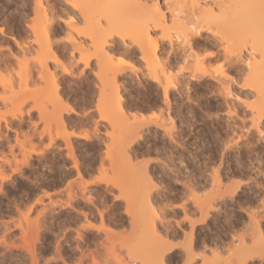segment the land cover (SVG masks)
Listing matches in <instances>:
<instances>
[{
	"label": "rangeland",
	"instance_id": "obj_1",
	"mask_svg": "<svg viewBox=\"0 0 264 264\" xmlns=\"http://www.w3.org/2000/svg\"><path fill=\"white\" fill-rule=\"evenodd\" d=\"M37 1L38 0H0V28L4 29V31L6 30V32H4V34L7 33L6 35L8 36V37H5L3 34H0V53H1L0 56L2 57V58L0 57V60H1L0 61L1 62L0 63V124L3 125V127H0V264H41V262H43V264H69V261H72V264H77V263L79 264L80 261L81 262L83 261V264H91L93 262V260H91L92 257L89 258V256L95 257L98 255H99V257H96L98 260L97 264H116V261L118 258L117 256H119V260L121 258H122V260L125 259V262L120 260V262L122 261L121 264H123V263L125 264L126 261H127L126 264H131V262H132L131 260H135L137 258L136 256H139V255H140V257L142 256L144 259H147V257L149 259V257L151 256V252H152L151 247H153L154 243H155L154 238H153V242H154V243L152 242L153 246L151 244V241L149 243L151 247L148 246V242L150 239V236H149L150 232L148 229L149 226L145 225L144 227H142L141 226L142 224L140 222H139V224H137L138 222L136 224L133 223L132 222L133 221L132 218L134 217L133 211L131 212V213H133V216H132V218H130L131 217L130 214L127 213V210L129 208H125V207H127V205H128V207L130 205H134L133 204V202H134L133 196H134L135 188L137 189V184H136L137 175H135L134 172H131L130 170L132 169V171H135V170H137V168H140L137 165V163H136L137 168L135 170L133 169L132 166L130 167L129 171H130V173H132L131 174L132 176H130V173H128V171L125 170L128 168L126 161L124 162V164L127 168H125V166H124L125 169L121 168V166H120V168L115 167V165L119 166L118 164L122 162L121 161L122 159H120V157L118 155L119 152L120 153L122 152L121 155H124L122 158L125 159V157H126V155L124 154V151L121 149V147H118L116 145L114 148V152L111 154L114 157L113 159H111V161L107 156H103V158L105 159V161H103V163H105L103 165V167H105L107 169H106V171H102V170H105V168L101 170V168L99 166V164L101 162L99 161L98 157H102L103 144H101L102 146L99 149L100 150L99 154L101 152L102 153H101V155H99L98 154L99 150L96 151L97 149L94 147V144H91L92 142L89 141V143H88L87 142L88 140L86 141L83 138L79 139L78 137H75L76 138L75 140L73 139V137H70L69 139L71 141L73 148L75 147L74 151H75V154L77 153L76 157L78 158V162H80V164L78 163L79 170L81 169V166L83 167V170L82 171L80 170L81 178L78 177V175L76 174L75 168H73V163H72L73 161L70 158H67L69 156H67L68 155L67 150H64L66 148V146H64L63 142H65V141H63V140H64V137L67 134H69V132L71 131V129H69V127H68L69 120L66 119V117H69L70 114L62 112V116H63L62 119L66 122L65 123L66 126L64 129L60 128L58 126L59 123L57 122L56 117L58 115L57 113L59 111V108H61V105L58 103L60 106L58 105L59 107H57V105H55V104H57V103H55L56 101H54V99H52V97H51L52 92H51V88H49V85H51V84L49 83L50 78L48 76L49 75L48 73L52 72L56 76L57 72L59 71L60 75H57L58 77H56L57 83L59 82L60 79L62 80L63 79L62 68L64 67V63H63V60H61V56H67L69 59H72L73 58V52L76 50L71 47V45H74V43H71L73 41L72 38L69 40H65L63 45L60 46L59 53H57L56 48H53L54 43H53L52 37H50L51 39L49 38V41L45 40L46 37H44L45 39H43V37H42L43 31H41L42 29L40 30L41 22L43 21V20L41 21V19L43 18L42 17L43 15L41 16L40 10L35 9V7H36L35 2L37 4ZM46 1L47 0L42 1V2H44L43 4L45 6L48 7L51 5L52 10L54 8L53 14L56 17L55 20L57 21V24H56V22L54 23L55 25H53V28H55V29H53V30L63 32V35L60 37H56V39L57 40H64V38L66 36H70V34H71L73 36V38H75L74 39V42L76 41L75 45H78L79 44L78 42H80L82 40L80 42V45L83 48L86 47L87 44H84V43H87L88 40L86 38L79 37V32L81 33L82 31H85L87 22L85 20L83 22V20L79 16L80 14H77V13H79V12H77L78 10L76 8H70L68 3H67V0L66 1H64V0L60 1L59 0L61 2L60 5H59L60 2L58 0L57 1L59 3L57 1H54V0H49L50 2H48V3ZM53 1H54V3H53ZM140 1L146 2V0H144V1L140 0ZM154 1L148 0L146 2L145 6L142 3L143 7H141V9H140V7H138L139 10L141 11L142 8H145L148 5H153L152 2H154ZM157 1L160 3V5L162 6V8L164 9V12L166 14V21H165L166 24H164L165 28L163 27V29H161V30L160 29H158V30L154 29L150 33H152L153 35L152 34L151 35L154 37L166 39L165 40L166 42L164 41V46H165L166 50H169L168 49L169 45H168L167 39L170 38L172 40L174 46L177 48L176 49L174 47V50L176 49L175 51L176 52L178 51L177 53L179 55H181V52H182L181 39L184 36L185 29L187 28L189 30V29L195 27V25L192 24L193 22L192 23L190 22L192 17L191 18L189 17L190 16L189 11L192 10L191 12H193V9H192L193 7L191 5L192 0H157ZM217 1L220 2V0H212V1L209 0L208 3L210 2V4L211 3L216 4L215 7L213 4H212V6L215 8V10H217L216 9L217 4H218ZM221 1H223V0H221ZM224 2L225 1H223V4H224ZM226 2H227V0H226ZM250 2H251V0H250ZM147 3H148V5H147ZM252 3H253V0L249 6H251ZM63 4L65 6H63ZM61 7H63L64 10ZM149 7L151 8V6H149ZM190 7H192V8L190 9ZM65 8H66V10H65ZM69 8L71 10H69ZM148 8L145 10L143 9V10L146 11V10H148ZM251 8L254 10H251ZM72 9H73V12H72ZM74 9H76V10H74ZM119 9L121 11L120 7L118 8V10ZM124 9H125V7H124ZM127 9L128 8H126V11L128 13L129 12L132 13L133 10L130 11L131 9H128V10ZM231 9L229 12H231L233 10V9L232 10ZM61 10H63V11H61ZM94 10H92L91 12L94 13L93 12ZM118 10H116V11H118ZM245 10H248V9H245ZM249 10H251V14H252V15H250V14L249 15L253 18L248 19L249 20L248 21V24H249L248 31L249 32L246 31L245 34L241 33L239 27L238 28L235 27V26H238V23H236L235 20L237 21V19L240 15L238 17H235V18H229L230 21H229V19H227L229 22H227V23L225 22L226 23V25H224L225 29L222 26V24L221 25L215 24L213 26L211 25L212 26L211 30H213L214 32L219 30L218 35H217L218 39H223V40L225 39L224 40L225 42H221L222 44L221 43L219 44V46L220 45L221 46L217 49V51H218L217 56L209 57L211 59L204 60V62H203L204 64L203 63L201 64L202 67L201 66H198V67H201L202 69L204 68L206 70V72H208V73L215 74L214 70L216 69V65H217V63L220 62L221 58H223L225 60L228 59V56H226V54H227V52H229V49H230V52H233L236 50V53L240 49L241 50L240 55H242V56L239 57L240 55H238V59L239 60L245 59L243 57H246V54H245L246 49L249 48V45L251 44V43H249V41L252 42V44H253V42L255 40L262 39L261 38L262 18H260V15L262 17V13H261V9H260L259 4H258V0H257V2H254L253 6H251ZM65 11H71V12H66V13H68L66 16ZM247 12L249 13V11H247ZM119 13L120 12H118V14ZM123 13H124V11H123ZM123 13H120L118 16H120L121 14L123 16ZM131 13H130V15L132 16ZM135 13H133V14H135ZM245 13H244V15H245ZM75 14H76V17L78 16L77 18L74 16ZM103 14H105V13H103ZM191 14H193V13H191ZM125 15L126 14L124 13V17H125ZM130 15L127 14L126 16L130 17ZM229 15H231V13ZM191 16H193V15H191ZM65 17H67V20H65ZM127 17H125V18H127ZM230 17H233V15H231ZM100 18L102 19V17H100ZM120 18H121V16H120ZM103 19L101 20L102 24L104 22ZM232 19L234 22L233 21L231 22ZM60 21L64 22L62 29H61V25L59 23ZM69 21H71L70 25L68 24ZM228 23H229V25H227ZM234 23H235V26H234ZM218 25H220V26H218ZM220 27H222V28H220ZM236 28L239 30H236ZM215 29H216V31H215ZM73 32H75L74 35L72 34ZM200 32L204 36H207L209 33L208 30H206V28H204V27L202 28V30ZM219 33H221V34H219ZM9 36L12 37L13 39L17 40L18 46L16 45V43L13 40H11V38ZM72 36H70V37H72ZM219 36H220V38H219ZM1 37L5 38V39H2ZM112 39L114 41L117 39V37L113 36ZM238 39H242V40H238ZM226 40H228V41H226ZM252 40H254V41H252ZM46 41H48L49 46H50V43H52L51 44L52 48L56 52V55L59 56V57L57 56V58L59 60L57 63H54V61H52L51 53H49V51H48L50 49H48L49 47H45V46H47V45H45ZM258 42H260V41H258ZM117 43L119 44L120 42H116L114 44L115 49L119 48ZM263 43H264V40H263ZM121 44H119V46H121L119 48V50L123 48V45H121ZM178 44H180V46ZM222 46L224 49L221 48ZM132 47L134 48V51H135V63L134 64L137 67L140 66L141 69H143V67L145 68V64L141 61V59L139 57V56H141L140 52L133 45H132ZM45 48H47V49H45ZM52 48H51V50H52ZM133 48H131V50H133ZM227 49H228V51H224ZM231 49H232V51H231ZM84 50H86V48ZM243 50H245V51L243 52ZM76 52H78V51H76ZM82 53L85 56L89 52L83 51ZM165 53H166V51H163V52H161V55L165 56L164 55ZM111 55H114V54L112 53V54H110V56L108 55V57H111V58H105L106 61L104 60L105 62H107L108 67L111 64H112L111 68H113V66L115 68H116V66H118L119 68L122 67L124 70L129 72L128 74L133 75L132 70L129 71V69H128L129 67H127L126 65H120L119 63H112L113 60H111L112 62H110V59H112V57H113ZM222 55H223V57H222ZM172 56H173V54H172ZM257 57H258V55H257ZM2 60H3V62H2ZM90 60H91V64H90V67H91V65L93 63L95 64L96 61L93 58H90ZM180 61H182V59L181 58L179 59V57H178L177 61L174 62V67H173L174 70H176L177 66L182 65V63ZM193 61L194 60H192V61L190 60V62L192 64L194 63ZM109 62L111 64H108ZM138 62H139V64H138ZM44 63H46V66L50 70V72L47 73L45 71L46 69H43ZM192 64H190V65H192ZM135 65H133L134 69H135ZM175 65H176V67H175ZM193 66H194V64H193ZM193 66H191V67H193ZM243 66H244V63L239 61V63L234 67V75H235L234 77L236 79H237V77H240L242 75L244 76V74L246 73L245 70L247 68H245ZM96 67H98V66L95 65V67H91L90 69L93 68V71L91 70L92 72L90 71V73L93 76V80L98 81L96 76L94 75V73L99 72V70L98 71L96 70ZM125 67H127V68H125ZM241 67H243V68H241ZM136 69H138V68H136ZM195 69L198 70L197 68H195ZM241 69L243 72H240V73L237 72V71H241ZM235 70H236V72H235ZM241 73H243V74L240 75ZM236 74L239 76H237ZM240 78L243 79V77H240ZM242 79H239L240 81L238 80V82L236 81V84L235 83L230 84V85L233 84L231 86V92L232 93H231V95H228L230 97V98L227 97L228 99L226 98V96H227L226 94H225L226 96L224 95V97L222 95L224 93L220 94V92H219L220 90H218L217 93H216V91L213 92L215 85L218 86V84H220L214 80H209L210 83H209V81H206L207 84L205 82L200 83L198 81L197 82L192 81V83H190L191 85L189 84V94L191 95L189 101L188 100L186 101V99H185L186 97L182 94L181 95L178 94V96H180V98L178 96L175 98L174 96H176L177 95L176 93H178V92H175L174 95H172V100L174 99L173 100L174 105L172 104L173 107L176 105L175 103L177 101H179L178 103L181 102L180 107L182 108V106H184L183 109L181 110V114L183 112L184 115L187 114V116H189V118H188L187 116H184L182 114L183 115L182 116L183 118H182L181 114H180V117L182 119L174 116L175 120H176V128L178 130V134L180 135L179 137H180V139L184 140L183 141L184 144L185 143H187V144L185 146L183 144V147H182V140H181V142L179 144L175 145V143H169V140L167 138H166L167 142L165 141L163 144L161 142V138L159 139V136L156 137V139L154 138V140H153L152 135H150L151 137L149 136L150 140L148 139V141L146 143L142 144L143 148H147V147H149L147 145L149 144V141H150V149L151 150L150 149L149 150H150V153L152 154V159H153V156H154V158L158 156L157 159L156 158L155 159L159 163H161L163 161H164L163 163H165V162L169 163L172 160L174 161V162H171L172 163L171 167H174V169L177 167V169L180 171V172L178 171L179 175H180L179 176L180 178L178 177V179L181 180L180 184L182 182L184 183L185 177L187 178L189 176L188 178L194 179V180L191 179L192 183L196 180H197L195 182L196 184L199 183L198 181L201 182L200 184H202L203 186H201L199 184V186L197 187L198 189L203 191L205 189V186H206V188H207L206 190L209 191L210 189L208 187L211 188V186H209L211 184V181H209L211 179V178H209V174H211L210 173L211 172L210 166L212 165L211 163L215 164V165H213V166H215L214 169H216V167H219V169L220 168L222 170L225 169L223 171L227 170L230 173H232V171L236 168V167L234 168V166H239V165H237L239 162H240L239 164L241 165L242 161H244L243 162L244 164L242 163L241 166H243V165L245 166V164L246 163L248 164L249 162H254V160H252V157L254 158V154L255 155L258 154L259 156L262 155L260 157L263 158L264 147L262 144H264L263 143L264 141L262 142V140H260V138L257 137V136H259L258 133L255 134L257 130L255 128L253 129L252 127H248V128L245 127L247 129L250 128V130L252 131L251 132L252 135L251 134L248 135V132H247V135L253 136V138L248 137V136L247 137L250 138L251 142L253 141L252 139H254V137H256L255 138L256 140L254 139L255 143H256L257 139L259 138V140H258V143L260 142L258 145L259 147L257 146L258 143L255 144L252 142L254 144V148H253V151H250V152H247L249 147L247 148V150H245L246 147H244V146H242L240 149H235L236 151L235 150L232 151L230 149L228 151H226L224 149L222 150L223 142L221 143V141H222L221 138L222 139L223 138L224 139L225 138L230 139L236 135L239 136L242 129L239 126V124L241 122L238 120L240 119V116L242 115L241 114L242 109L245 108V107H243L244 103H245L243 101L245 99L246 100L252 99V98H249L245 95L244 91H246V90H243L242 84L239 83L242 81ZM135 81L136 80L133 81V78H132L133 86H130V89H132V90L130 92V89L128 87V91L125 92L124 97L127 96L125 98L129 99L128 101L133 99L134 101L133 100L131 101V103L134 104L133 106H137L135 104L138 103V106L141 104L140 106L145 107V105H147L146 102L148 101L147 103L150 102L149 103L150 105L149 104L147 105V106H150V107H148L149 108L148 113H149V110L152 111L151 109H153V111H154L153 115H156V113L158 114L159 109L157 108L158 107L157 104H162V102L159 103L162 99V98H160V97H162L161 94L158 93V94L153 95L152 93H149V92L146 93V92H144L145 91V88H143L144 86L141 88V85L138 86L137 82H135ZM132 82H130V83H132ZM60 83L61 82H59L58 84H59V89L61 90L60 92H62L61 93L62 94L61 98H63L62 100H65L66 101V102L64 101L65 103H67L69 99H71L75 102L76 97H75V94L71 92V85H68V84H61L60 85ZM208 83L212 84V86L214 85V87L208 85ZM242 83H243V81H242ZM192 84H193V86L195 84L196 85L195 87H197V86H199V87H197V88L194 87V89H196V90H194L192 88L193 87ZM204 84L207 85L206 86L207 88L204 87L205 86ZM134 85H136V86H134ZM201 85L203 86V88L201 87ZM240 85H241V87H240ZM61 87H62V89H61ZM135 87H137V89ZM208 87L210 89H208ZM218 87H216V88L218 89ZM138 89L142 92L140 93V91ZM143 89H144V91H143ZM211 89H212V92L210 93ZM233 89H234V91H233ZM97 90H99V89H97ZM192 90H193V92H192ZM190 91L192 94L190 93ZM129 92H130L131 96H129ZM143 92L147 95H144ZM137 93H139L140 95ZM218 93H219V95H218ZM151 94H152L153 98H155V100L153 98H150ZM97 95L95 97V100H96V103L99 105V107L97 109V105L95 104L96 107L94 105V107L97 109L95 117H93L91 115V111L89 110V112H90L89 115H91V116H89V119H90L89 121L92 125L91 132L89 133V130L87 128H85L80 133H82V132L83 133L87 132L89 134L93 133L95 128H96V127L94 128V124H93L94 121H96V123L101 122V126L97 125L95 122L94 123H95V126L96 125L98 126L99 130H101L100 132H102V133H103V130H106L109 128L108 125L106 126V129L103 128L104 126L102 124H105V122L101 121L99 114L102 113V112H100L101 108L105 109V107L103 106V104L100 101V96H99L98 91H97ZM159 95H160V97H159ZM232 95L239 96V100H235V101L229 100V99H232ZM128 96L131 98H128ZM134 96H135V98H134ZM136 96H138V97H136ZM182 96H184L185 98H183ZM158 97L160 98V100L158 99L159 101L157 100ZM214 97H215V99H214ZM64 98H66V99H64ZM144 98H145V100L146 99L147 100L145 101ZM148 98H150V99H148ZM224 98H225V100H224ZM191 99H193L194 101ZM226 100L227 101L229 100L228 101L229 103L227 102L229 109L227 108V104L225 103ZM135 101H136V103H135ZM142 101L143 102L145 101V104L142 103ZM153 101L155 102L156 105H154ZM231 102L236 103V104H233V106L236 105L235 109H237L239 112L238 113L239 119H238V117H236V119L238 121L237 123H238V126L240 128L237 127V124H232V125H234V127L233 126L231 127L232 121H229L230 119L228 120V118H227L228 115H232L235 118V115H233L232 112H228L232 108ZM189 103L192 106L188 105ZM208 103L210 104V106H208L209 105ZM241 104H243V105H241ZM216 105H217V107H215ZM151 106H154V107L152 108ZM155 106H157L156 108L158 109V111L156 113H155ZM188 106H190L191 108ZM160 107L163 108L162 105L159 106V108ZM185 107L186 108L188 107L187 109H189V110H184ZM145 108H147V107H145ZM194 109L196 111H194ZM130 110L134 111L135 109L134 110L130 109ZM190 110H192V112ZM104 111H103V113H104ZM153 111H152V113H153ZM186 111H187V113H186ZM188 111L191 112V116H190V112L188 113ZM98 112H100V113L98 114ZM152 113H151V115H152ZM248 113H246V114L244 113L243 116H241V118L243 117L244 120L246 122H248L247 124L245 122V124H246L245 126H247V125L249 126L248 120L250 119L249 116H251V115H250V113L249 114ZM165 115H166V112H165ZM101 116H103V115H101ZM212 118H213V120H212ZM185 119L186 120L189 119L190 122L186 121ZM121 120L122 119L119 118L118 122L120 123ZM184 120H185V122H184ZM225 120H227V121H225ZM224 122H225V125H224ZM8 123H10L8 125L9 128H7L5 126ZM187 123H189V125ZM228 123H230V124H228ZM18 124L20 126H18ZM190 124H191V126H190ZM187 125H188V127H187ZM227 125H228V127H227ZM229 126H230V129H229ZM110 128L108 129L109 131H111ZM225 129H227V131ZM232 129H233V131H232ZM254 130H256V131H254ZM242 132L246 133V130H243ZM180 133H182V135ZM245 133H241V136H242V134H245ZM253 134H255V135H253ZM245 135H243V137ZM5 136H6V138H5ZM227 137H229V138H227ZM246 138H244V139L246 140ZM50 139L53 140V142H52V146L54 145L53 147L51 146V144H49ZM155 140L158 143V146H157L158 148L155 146L156 144L152 145ZM239 140H241V139H239ZM242 142H243V140H242ZM161 143L164 146L161 145ZM89 144H91V145H89ZM177 145H179V149L177 148L178 147ZM161 146H163L167 150L163 149ZM260 147H262V148H260ZM94 148H95V151L97 152V154L94 151ZM159 148H162L164 151L163 150L161 151V149L154 151V149H159ZM119 149H121V151H119ZM173 149H176V150H173ZM47 150H49V151H47ZM50 150H52V151H50ZM170 150L173 151V153ZM254 150H255V152H254ZM93 151H94V154H93ZM169 151H170V153L166 154ZM183 151H184V153H181ZM220 151L221 152L223 151L222 154H224V151H226L225 156L222 155ZM245 151L249 156L245 153ZM155 152H156V154H155ZM157 152H159V153L161 152L160 153V155L162 154L161 157L159 156V153L157 154ZM251 152L252 153L254 152V154H252ZM195 153H196V156H195ZM178 154H179V156H178ZM236 154L237 155L241 154L239 156L240 158L238 156L236 157ZM250 154H252L253 156L252 155L250 156ZM182 155H186V157L182 156ZM190 155L191 156L193 155V156L191 157ZM27 156H28L29 161L25 160V158ZM164 156H165V158L167 156L168 161H167V158L165 160ZM175 156H176V158H175ZM246 156H248L247 160H249V161L244 159V158H246ZM259 156H258L259 163L261 161L260 164L264 165V161H263L264 158L262 159ZM38 157H39V159H38ZM149 157L151 158V156H149ZM149 157H147V159H149ZM139 158H137V160H139ZM226 158H227V160H226ZM162 159H163V161H162ZM178 159H179V161H178ZM183 159H185V160H183ZM207 159L208 160L211 159V160H209V162H208ZM236 159H239V160H236ZM129 160H131L132 165H133V159L129 158ZM212 160H214V162ZM245 160H246V162H245ZM24 161H26L27 163L29 162V165L24 163ZM184 161H186V163ZM220 161L222 162V163H220L221 166L218 164ZM232 161H237L238 163L232 162ZM182 162L185 163V165L182 164ZM201 162L205 163V164L203 163L205 165V167L202 165ZM223 162H224V164H223ZM225 162L226 163L228 162V164L230 165V167H229L230 169L228 168V164H226ZM81 163H82V165H81ZM103 163L100 164L101 167H102ZM207 163H209V164H207ZM231 163H232V165H231ZM109 164H110V166H109ZM111 164H113L112 166H114V169L111 166ZM196 164H197V166H196ZM120 165H122V164H120ZM193 165L195 168L193 167ZM198 165H199V167H198ZM206 165L209 168L206 167ZM201 166L203 167L202 169L204 171H205V168H206V170L210 169V170H207V172L209 174L205 171L206 174H204V176H206V177H204V178L200 177V175L198 176V174H200V173H198V171L201 170L200 169ZM213 166L211 168H213ZM4 167H8L9 170L7 172H5ZM135 167L136 166L134 165V168ZM196 167H198V168H196ZM186 168L187 169L189 168V170H187ZM191 168H193V170ZM190 169L193 173L190 171ZM175 171H177V170H175ZM184 172H185V174H183ZM190 172L194 175H191ZM229 172H228L229 175H225L223 178V180L225 181V185L228 184V183H226V182H228V179L231 182H234L233 179H236V176L232 174L234 176V177H232V175ZM138 173H139V171H138ZM174 173H175L174 171L173 172L170 171L168 174H166L167 176L164 175V180H163L164 186H166L165 189H168V190H166L165 195L168 198H170V196H172V194L174 195L175 198H181V197L186 198V196L184 194H182L183 193L182 188H181L180 193L175 190L177 185H176L175 181H173L175 179V177L173 176ZM85 174H87V179L85 178ZM195 174H197L196 178L192 177V176H195ZM170 175L173 177V179H171L173 182L171 180H168ZM5 176L10 177V179L4 180L3 177H5ZM144 176H145V174H144ZM99 177L111 179V183L113 182L114 184H116V186H111V185L105 186L104 183L102 184V182L100 183V181L97 182L96 184H90L89 183V181H92V180L96 181ZM141 177H143V176H141ZM197 177L199 179H197ZM225 177H226V179H225ZM145 178H146V176H145ZM203 179H205V181ZM157 180H160V179H157ZM235 181H237V180H235ZM170 182H171V184H170ZM85 183H87V184H85ZM168 183H169V185H168ZM84 185H85V188H83ZM181 185H183V184H181ZM212 185H214V182L212 183ZM110 186L112 188H114L115 191L113 193L109 192L108 194L110 196H112V198H114V199H111L106 204H104V201L102 199L101 201L103 202L102 204H104V206H103V208H100L95 203L96 198H97L96 196H98V194H99L96 192V189H97V187H101L102 189L105 188L104 190L106 191L110 188ZM117 186L119 187V189ZM131 186L133 187L134 190L132 189L133 192L130 193V195L133 194V196L132 195L129 196L128 195L129 193L127 192V191H131L130 190ZM214 186H212V189H211L212 192H213ZM88 187H90V188H88ZM200 187H202L203 189ZM170 188H171V190H170ZM120 189H122V190L124 189L123 194L126 196L125 199L129 200V203H128V201L124 202V199H122V198L116 199L117 194H119L121 192ZM198 189L196 190V192L199 191ZM204 191H203V193L206 194L207 191H205V192ZM86 192H89V193H86ZM70 193H71V195H74V197H75L72 199L76 200V201L70 200L72 202V203L70 202V204H72L71 208L73 211H69L68 201L71 198H68V196L70 195ZM80 193H82V194H80ZM83 193H84V195H83ZM120 194H122V193H120ZM200 194L202 195V193H200ZM81 195L83 197L88 196L87 200L85 198L81 197ZM89 196L92 197V201H91L92 203L91 204L88 203V201H89L88 198H90ZM113 196H115V197H113ZM174 197H171L170 200L173 199ZM185 198H183V199L185 200ZM187 200L185 202L182 200V203H187L188 202ZM139 201H140V199H139ZM93 203H95V204H93ZM188 203H190V200ZM137 204H139V203H137ZM143 204L144 203L142 202V205ZM80 205H83V207H79ZM135 205H136V203H135ZM160 207H161V204H160ZM134 208H135V206H134ZM134 208H133V210L138 208V206L135 209ZM98 210H100V211H98ZM124 210H126V211H124ZM113 211H114V213H112ZM98 212H102L104 215L103 219H105V221H103V222L108 226V230L107 231L105 230L108 233L107 235H106L104 229L97 230V228L100 227V223H101ZM77 214L87 217V218H85L83 223L91 224L92 227L89 229H86V230H78L77 227H74L73 223L69 220V217H72V216L77 215ZM135 215H136V213H135ZM192 215L193 214H189V216H192ZM198 215L199 214L195 213L191 217V219H194V218L197 219L198 217H196V216H198ZM180 216L182 217L181 212H180ZM146 217L147 218L145 220L149 225L150 224V222H149L150 218L147 215H146ZM170 217L173 218L172 215L168 216L167 218L169 219ZM181 217L179 218V220L184 218V217H182V218ZM134 218H136V216ZM174 218H177V216ZM136 220H138V219H136ZM142 221H143V223H146V222H144V220H142ZM245 221H247L246 218H245ZM28 224H29V226H27ZM105 224H104V226H106ZM187 224L188 223L186 222V225ZM18 226H21L22 229L19 230ZM25 226H27L26 228L31 226L30 230L26 229L27 230V232H26V230H24L25 228H23ZM110 227H111V229H110ZM150 227H151V225H150ZM184 227H185V225L182 226V229H184L183 231L189 232V230H190L189 225H187L185 227L186 229ZM94 228H96V229H94ZM240 229H242V231H243V228L240 225L235 224L234 229L232 230V231H234V230L235 231L232 233L236 234V231H238L240 233ZM21 231H23V232L21 233ZM151 231H152V229H151ZM24 233H25L24 236H26L25 237L26 239H24V237H22L23 236L22 234H24ZM78 233L81 235L82 238L77 235ZM183 233L184 232H182L181 235L178 237V239H180V240L175 239V242H178L182 245L184 244L183 242H184L185 238L183 236ZM145 234L148 236V240H147L148 242L145 241L146 243L144 242L145 244L142 243V245L140 243L137 244V242H138L137 239L140 236H141V240L147 239V236ZM241 234H243V232H241L240 234H236V235L240 236ZM233 239L236 240V237ZM140 242H142V241H140ZM228 242H230L229 238H228ZM236 242L233 241V243H235V244H236ZM77 245H79V246H77ZM138 245H140V246H138ZM56 246L59 249H56ZM146 246L149 247V252H150V255H147V256H146V254H148L147 253L148 250L146 252V249H147ZM137 247L142 248V251H140ZM262 247H264V245ZM27 248H29V250L31 252H33L34 257L30 255V252ZM106 248H111V250L113 252H110V251L107 252L108 250L106 251ZM94 249H95V251H94ZM96 249H98V251ZM58 250L60 251V253ZM81 250H83L84 253L86 252L88 254V256H87V254L85 253L86 254L85 257H87V259L84 257H82L84 259L81 258V256L83 255V251L81 252ZM137 251H140L141 253L137 252ZM207 251L209 252L208 249H207ZM56 252H58L59 254ZM88 252H91L92 255H90V253H88ZM95 252L96 253L100 252V253L95 254ZM145 252H146V254H145ZM105 253L107 256L110 254H112V255H111V257L110 256L107 257V256H105ZM128 253L131 254L132 258L133 257L134 258L132 259ZM115 254L117 257L116 261H114L115 260V258H114ZM59 255L61 256V258ZM79 258H80V260H79ZM80 264H82V263H80ZM137 264H139V263H137Z\"/></svg>",
	"mask_w": 264,
	"mask_h": 264
},
{
	"label": "bare ground",
	"instance_id": "obj_2",
	"mask_svg": "<svg viewBox=\"0 0 264 264\" xmlns=\"http://www.w3.org/2000/svg\"><path fill=\"white\" fill-rule=\"evenodd\" d=\"M42 1L38 0L37 4L35 2V6H36L35 9L40 10L41 16L43 15L42 16L43 18L41 17L42 18L41 21L42 20L43 21L41 22L40 30L42 29L41 31H43V33H42L43 39H45L44 37H46L45 40L49 41V38L52 37L51 33H52L53 29H55V28H53V25H55L54 21H56L55 20L56 17L53 14L54 8L52 10V6L51 5L48 6V7L45 6L43 4L44 2H42ZM54 1H57V0H54ZM54 1H53V3H54ZM64 1H66V0H64ZM147 1L148 0H146V2ZM208 1L209 0H199V1L198 0H196V1L192 0V4L191 5H192L193 8L190 7V9L192 8L193 12H191L192 10L189 11V15H190L189 17L190 18L192 17L191 20L190 19L189 20H190L191 23L193 22L192 24H194L195 27H193V28H191L189 30L186 28L184 36L190 34L193 30H195L198 33H201L200 31L202 30L203 27L206 28V30H208V32L209 31L214 32L213 30H211V27L213 25H215V24H220L221 25L222 24V26L224 27V25H226V23L230 21L229 18H235V17H238L239 15L240 16L238 17V19L236 18L237 21L234 19L235 22L238 23V26H235V23H234V26L237 27V28L239 27L241 33H243V34H245L246 31H248V27H249V24H248L249 20L248 19H252L253 18L250 15H252L251 14V10H254V9L251 8V10H249L250 7L253 6V4H254V2H253L251 4V6H249L250 3L252 2V0H251V2H250V0L249 1L248 0H227V2H226V0H223V1L226 2V3L224 2V4H223V1L220 0L221 3L219 1H217L218 4H217V8L216 9L218 11L215 10V8H214L216 4H213V3L210 4V2L208 3ZM46 2L48 3L50 1L47 0ZM144 2H142L140 0H77V7H75L78 10L77 12H79L77 14H80L79 16L81 17L83 22H84V20L87 22L85 31H82L81 33L79 32V37H83V38H86L88 40L87 43H84V44H87V46L83 48L80 45V42L82 40L80 42H78L79 43L78 45H75V42H76V41L74 42L75 38H73V36L70 34V36H72L71 38L73 40L71 43H74V45H71V47L73 49H75L78 52H83V51L89 52L87 55H85V58L89 61V67H90L91 60H92V59L90 60V58H93L96 61L95 65L98 66V67H96V70L97 71L99 70V72L94 73V75L96 76V78L98 80L97 82L99 83V88H98L99 90H97V91H98L99 96H100V101L103 104V106L105 107V109L101 108V110H100V112H102V113L105 110L104 113L102 114V113L98 112V114L100 113L99 114L100 115V119L102 118L101 121H104L105 124H106V125L102 124L104 126L103 128L106 129L107 125H108L109 128L111 127L110 128L111 131H109L108 130L109 128H108L106 130H103V133H102V132H100L101 130H99V128L97 126V125L101 126V122L97 121L99 123L98 124V123H96V121H94L97 125L95 126V123L93 122L94 128L96 127L93 133L89 134L87 132H84V133L83 132L82 133L79 132L75 136H73V139L75 140L76 139L75 137H78L79 139L83 138L86 141L88 140L87 141L88 143H89V141L92 142L91 144H94V147L97 149L96 151H98L100 149V147L102 146L101 144H103V150H102L103 153L101 152L102 153V157H98L99 161L101 163H103V161H105L103 156H107L110 159V161H111V159L114 158L111 154L114 152L115 146L117 145L118 147H121V149L124 151V154L126 155L127 158L125 157L126 160L124 158H122L124 155H121L122 152L121 153L119 152L118 155H119L120 159H122L121 160L122 162L118 164L119 166L115 165V167L120 168V166H121V168H124V166H125L124 162L126 161V164L128 165L129 169L126 166H125V168H127V169H125V168L124 169L127 170L128 173H130V171L134 172L135 175L138 174V171H139L138 169H140V168H137V165L140 167V165L143 164V162L145 160L144 153L150 152V150H151L150 149V141H149V144L147 143L148 145L146 144L149 147L146 146L147 148H143V146H142V144L146 143L148 141V139L150 140V138H149L150 135L153 136V140H154V138L156 139V137L159 136V139L161 138V142L163 144L166 141V138L169 140V143H175V145L179 144L181 142V140H182V139H180V137H179L180 135L178 134V130L176 128L175 117L181 118L184 115L183 112H182L183 115L181 114V110L183 109L184 106H182V108H181L180 107L181 106L180 105L181 102L178 103L179 101H177V102L175 101L176 102L175 103L176 107L175 106L173 107V105H174V103H173L174 101L173 100L174 99L172 100V95H174L175 92H178V93H176L177 95L174 96L175 98L178 96V94H180V95L182 94L186 98L184 96H182V97L185 98L186 101L187 100L189 101L190 100V96H191L189 94V84L192 83V81L193 82L194 81H196V82L198 81L200 83L201 82H205L206 83V81L214 80V81L217 82L216 73L215 74L208 73V72H206V70L204 68H203L204 70L201 68L202 67L201 64L204 62V60L211 59L209 57H212V56H208V55H206V56L203 55L202 56L201 55L199 59H196V57L194 55L186 54L184 52L183 44H182L181 55H179L177 53L178 51L177 52L175 51L177 48L174 46V44H173V42H172V40L170 38L167 39L168 45H169V48H168L169 50H166V48L164 46V41L166 39L152 36L153 34L150 33L152 30H154V29H157V30L158 29H160V30L163 29L164 24H166V22H165L166 21V14L164 12V9L162 8V6L160 5V3L157 0L152 2L153 5H148V3H147V5H148V6H146L147 8L149 6H151V8L149 7L150 9L148 8L149 11L148 10H146L147 12L144 11L145 9H147L146 7L142 8V10L140 11L138 7H140V9H141V7H143L142 3L145 6L146 2L145 3ZM60 4H61V2L59 3V5ZM212 4L214 5V7L212 6ZM63 6H65V5L63 4ZM119 7L121 8V11H120V9L118 10ZM124 7H125V9H124ZM61 8L63 9V7H61ZM126 8L131 9L130 11L133 10L132 13L131 12L128 13L126 11ZM76 9H74V10H76ZM230 9L232 10L231 12H229ZM245 9H248V10H245ZM63 10H61V11H63ZM65 10H66V8H65ZM69 10H71V9L69 8ZM92 10H94L93 12L95 14L91 12ZM116 10H118V11H116ZM123 11H124V13L126 15L127 14L130 15V13H131L132 16L130 15V17L129 16L127 17L125 15V17H127V18H125ZM247 11H249V13ZM66 12H71V11H65V15L67 16L68 13H66ZM72 12H73V9H72ZM118 12L123 13V16H122V14L120 15L121 18H120V16H118L120 14V13L118 14ZM190 12L193 13V14H191ZM243 12L244 13L246 12L245 15H244ZM103 13H105V14H103ZM133 13H135V14H133ZM230 13H231V15H233V17H230L231 16V15H229ZM191 15H193V16H191ZM74 16L76 17V14ZM100 17H102V19L104 18L103 19V21H104L103 24L101 22L102 19ZM260 18H262L261 15H260ZM227 19H229V21ZM232 21H233V19L231 20V22ZM56 24H57V21H56ZM68 24L70 25V23H68ZM220 25H218V26H220ZM227 25H229V23ZM220 28H222V27H220ZM237 28H236V30H239ZM0 29H2V28H0ZM224 29H225V27H224ZM2 30L3 31H0V34H3L5 37H8L6 35L7 33L4 34V32H6V30L5 31H4V29H2ZM215 31H216V29H215ZM218 31H216L217 33L215 32L217 35H218ZM113 33H118V36L120 38V43L119 44L122 43V38L123 37H128L131 40L132 45L134 47H136V49L140 52L141 56H139V57H140L141 61L145 64V68L146 69L142 65L141 66L143 67V69H141V67L138 65L139 62L137 64L139 67H137L134 64L135 65V69L133 68V66L131 68H128L129 71L132 70V73L134 75L133 76L132 74H128L129 72L124 70L122 67L119 68L118 66H116V68H115L113 66V68H111L112 64L110 62H112L111 61L112 59H110V62L108 63V64H111V65L109 67L107 66V62H105L106 61L105 58H111V57H108V55L110 56V54L113 53L112 51H110V49H115L114 48V44L115 43H113V39H112L113 38ZM219 34H221V33H219ZM10 38H11V40H13L16 43V45L18 44L16 39H13L12 37H10ZM219 38H220V36H219ZM261 38H262V34H261ZM2 39H5V38H2ZM224 40L223 39H218L217 42H218V44H220L221 42H225ZM238 40H242V39H238ZM263 40L264 39H259V40H255V41L252 40V41H254L253 44H252V42L249 41V43H251V44L249 45V48L246 49V52H247V53L245 52L246 57H243L245 59L244 60H239L238 59L240 62L244 63L243 67L247 68L246 70L244 69L246 71L244 76L242 75L243 73L240 74V75H242L240 77H243V79L239 77V79H242L243 83H242V81L239 82V83L242 84V86H243L242 89L247 91V92L244 91L245 95L247 97H249V98H252L251 100L248 99L249 101L246 100V99H245L246 100L245 101L243 99L244 100L243 102H245L243 107H245V108L242 109V113H241L242 114L241 116H243L244 113L245 114L248 113V112L250 113L251 116H249L250 119L248 120L249 121V126L248 125L245 126L248 122H246L243 117H242L243 118L242 119L241 116H240V119H239V114H238L239 112H238L237 109H235L236 105L233 106V104H236V103H232L231 102L232 104L231 103L230 104L232 105V108L228 112H232V114L235 115V118L232 115H228L226 113L228 115L227 118H228V120L230 119L229 121H232L231 127L232 126L234 127V125H232V124H237V127L240 126L242 130L240 129L241 132H240L239 136L236 135L237 137L234 136L235 138L234 137L230 138V139H226V138L224 139L223 138L224 140L221 138V140H222L221 143L223 142L222 150L224 149V150L228 151L230 149V150L233 151L235 149H240L241 147H239V145H242V146L246 147L245 150H247V148L249 147L247 152L253 151V148H254V144L253 143H255L254 141L256 140L255 139L256 137H254L255 140L252 139L253 140L252 141L253 143H252L250 141V138H248V137L253 138V136H248V135L251 134L252 131L250 130V128L249 129H247V128L248 127H252L253 129L255 128L257 131L254 130V131H256V133L255 132L254 133L255 134L258 133V135H259V132L262 130L261 129V125H264L263 124L264 123V43H263ZM48 41H46L45 45H47V46H45V47H49L48 49H50V50H48V51H49V53H51L52 61H54V63H57L59 60L57 58L58 55H56V52L53 49L55 47L53 46V48H52V46H51L52 43H50V46H51L50 47ZM226 41H228V40H226ZM258 41H260V42H258ZM119 44H118V47L120 48L121 46H119ZM121 45H123V43ZM178 45L180 46V44H178ZM223 46L221 48H223ZM174 47L176 48L175 50H174ZM51 48H52V50H51ZM85 48H86V50H84ZM119 48L117 50H119ZM45 49H47V48H45ZM126 51H133V50H131V48H129ZM163 51H166V53L164 54L165 56L161 55V52H163ZM227 51H228V49H227ZM231 51H232V49H231ZM244 51L245 50H243V52ZM229 52H230V49H229ZM234 52H236V50ZM240 52H241V50L239 49V51L237 52L238 55H240ZM172 54H173V56H172ZM257 55H258V57H257ZM111 56H113V55H111ZM226 56H227V54H226ZM241 56L242 55H240L239 57H241ZM178 57H179V59L180 58L182 59V61H180L182 63V65L177 66L176 70H174V68H173L174 67V62L177 61ZM222 57H223V55H222ZM190 60L191 61L194 60L193 61L194 62L193 63L194 66L190 62ZM2 62H3V60H2ZM189 63L192 64V65H190ZM191 66H193V67H191ZM198 66H201V67H198ZM175 67H176V65H175ZM243 67H241V68H243ZM125 68H127V67H125ZM136 68H138V69H136ZM195 68H197L198 70H196ZM43 69H46L45 71L47 73L50 72V70L46 66V63H44ZM91 70L93 71V68ZM235 72H236V70H235ZM237 72L240 73V72H243V71L241 69V71H237ZM48 74L47 75L50 78L49 83L51 84V85H49V88H51V92H52L51 97H52V99H54V101H56L55 103H57V104H55V105H57V107H59L61 105V108H59V111L57 113L58 115L56 117L57 118V122L59 123L58 126L60 128L64 129L65 126H66V124H65L66 122L62 119V117H63L62 116V112L67 113L66 111H64V105L67 104V103H65L66 101L62 100L63 98H61V95H62L61 93L62 92H60L61 90L59 89V84H58L61 81V79L57 83V78L56 77H58V76L57 75L55 76V74L52 73V72H50ZM234 76L235 75L231 76V80L232 81H237V79ZM237 76H239V75H237ZM193 77H195V79H193ZM132 78H133V81L136 80L135 82H137L138 86L141 85V88L144 86L143 87V88H145V91L143 89L144 92H146V93L149 92V93H152L153 95L158 94V93L161 94L162 97H160V95H159V97L162 98V99H161V101L159 103L162 102V104H157L158 107L155 106V113L159 109V113L158 114L156 113V115H153L154 111L151 108L150 109L153 111V113L150 110H149V113H148V109H149L148 107H150V106H147V105L150 102L149 103H147L148 101L146 102L147 105H145V107H147V108H145L143 106H140L141 104L138 106V103H136V101H135V103H136L135 105H137V106H133L134 104L131 103V101L133 99L128 101L129 99L125 98L127 96L124 97L125 92L128 91V87L130 89V86H133ZM130 82H132V83H130ZM209 83H210V81H209ZM209 83H208V85L212 86V84H209ZM218 83L221 84V85L218 84V86L220 85L219 86L220 88L215 85V88L218 87V89L216 88L217 89L216 90L214 88L213 92L216 91V93H217L218 90H220L219 91L220 94L224 93V94H222L223 97H224L225 94L227 95V96L225 95L226 98L229 97L228 95H231V93H232L231 92V86L234 83L232 85H230L231 83H226L223 79H221ZM235 84H236V82H235ZM60 85H61V83H60ZM134 86H136V85H134ZM192 86H193V84H192ZM195 86L196 85L194 84V86L192 88L194 89ZM206 86L207 85H205L204 87H206ZM197 87H199V86H197ZM197 87H195V88H197ZM201 87L203 88L202 85H201ZM212 87H214V85ZM240 87H241V85H240ZM135 88L137 89V87H135ZM61 89H62V87H61ZM208 89H210V88L208 87ZM212 89H211L210 93L212 92ZM131 90L132 89H130V92H131ZM194 90H196V89H194ZM130 92H129V96H131ZM141 92L142 91H140V93ZM192 92H193V90H192ZM190 93H191V91H190ZM137 94H139V93H137ZM152 94H151V97L149 96L150 98H153ZM144 95H147V94L144 93ZM218 95H219V93H218ZM129 96H128V98H131ZM136 97H138V96H136ZM159 97L157 98V100L158 99L160 100ZM178 97L180 98V96H178ZM134 98H135V96H134ZM150 98H148V99H150ZM64 99H66V98H64ZM153 99L155 100V98H153ZM214 99H215V97H214ZM144 100H145V98H144ZM191 100H193V99H191ZM224 100H225V98H224ZM229 100L232 101V99H229ZM62 101L63 102L65 101V102L63 103ZM145 101L144 102L142 101V103L145 104ZM228 101L227 100L225 101V103L227 104V108H228V103H229ZM95 104L97 105V109H98L99 105L97 103H95ZM96 105H95V107H96ZM154 105H156L155 102H154ZM161 105L163 106V108L162 107L159 108V106H161ZM188 105H191V104L189 103ZM241 105H243V104H241ZM208 106H210V104ZM151 107L153 108L154 106H151ZM188 107H190V106H188ZM215 107H217V105ZM187 108L185 107L184 110H189ZM130 109H133V110L135 109V110L132 111ZM190 111L192 112V110H190ZM190 111H188V113ZM194 111H196V110L194 109ZM150 112L152 113L153 116L151 115ZM165 112H166V115H165ZM191 112H190V116H191ZM186 113H187V111H186ZM180 114H181V117H180ZM101 115H103V116H101ZM89 116H91V115H89ZM184 116H187V114L184 115ZM187 117L189 118V116H187ZM236 117H238V119H239L238 121L241 122L239 124V126H238V123H237L238 121H237ZM119 118L122 119L120 121V123L118 122ZM185 120H184V122H185ZM212 120H213V118H212ZM186 121L190 122L189 119L186 120ZM225 121H227V120H225ZM245 122H246V124H245ZM9 124L10 123L6 124L5 126L7 128H9L8 127ZM187 124L189 125V123H187ZM228 124H230V123H228ZM188 125H187V127H188ZM224 125H225V122H224ZM18 126H20V125L18 124ZM190 126H191V124H190ZM227 127H228V125H227ZM245 127H247V128H245ZM227 129H225V130L227 131ZM229 129H230V126H229ZM233 129H232V131H233ZM243 130H246V133L242 132ZM247 132H248V135H247ZM241 133H245L246 135L242 134V136H241ZM180 134L182 135V133H180ZM255 134H253V135H255ZM243 135H245V136L243 137ZM257 137L260 138V135L257 136ZM5 138H6V136H5ZM69 138H70L69 134H67L64 137V140H63V141H65V142H63L64 146H66V148L64 150H67V152H68V155L66 153L65 154L67 156H69L67 158H70L73 161L72 162L73 163V168H75L76 174L78 175V177L81 178V172H80L81 169L79 170V168H78V163L80 164V162H78V158L76 157L77 153L75 154V151H74L75 147L73 148ZM227 138H229V137H227ZM244 138H246V140ZM259 138L257 139L256 143H258ZM239 139H241V140H239ZM51 140L52 139H50V143L49 144H51V146H52L53 140L52 141ZM242 140H243V142H242ZM260 140H261V138H260ZM183 141L184 140H182V147H183V144H184ZM162 143H161V145H163ZM259 143L257 144V146L259 145ZM91 144H89V145H91ZM154 144H156L155 145L156 147L158 146V143L156 142V140L153 142L152 145H154ZM186 144L187 143H185L184 146ZM225 144L228 145V146L225 147ZM262 145L264 147V144H262ZM163 146H161V147L163 149H166ZM177 146H178L177 148L179 149V145H177ZM95 148H94V151H95ZM162 148L154 149V151H157V150H160V149L162 151L163 150ZM260 148H262V147H260ZM121 149H119V151H121ZM176 149H173V150H176ZM255 150H254V152H255ZM47 151H49V150H47ZM50 151H52V150H50ZM94 151H93V154H94ZM170 151L168 153H166V154H169ZM226 151H224V154H222L223 151L222 152L220 151V152H221L222 155L225 156V152ZM99 152H100V150L98 151V154H99ZM171 152L173 153V151H171ZM254 152L253 153L251 152V153L254 154ZM101 153L99 155H101ZM158 153L159 152H157V154ZM160 153H159V156L161 157L162 154L160 155ZM181 153H184V151L181 152ZM245 153H246V151H245ZM96 154H97V152H96ZM155 154H156V152H155ZM252 154H250V156ZM240 155L236 154V157L237 156L239 157ZM150 156H151V158L149 157V159H147L148 163L147 164H143V173H140L141 176H143L142 178H145V176H146V178L147 177H152V178H155L156 180L160 179V180L163 181L164 180V175H162V173L165 172V167L164 166H166L168 170H170L172 172L173 171L175 172L174 175H173L175 177V179L173 181H176L178 179V177L180 176L179 175L180 171L177 169V167L175 169H174V167H171L172 166L171 162H174L171 158L170 159L172 161H170L169 163H166V162L163 163L164 162L163 159L165 158V156H164V158L162 159L163 162L159 163L156 160L158 156L155 157L156 159L154 158V156H153V159H152V154ZM178 156H179V154H178ZM182 156L186 157V155H182ZM195 156H196V153H195ZM248 156H246V158H244V159L247 160ZM258 156H259L258 154L257 155L254 154V158L252 157V160H254V162H249L248 164L246 163L245 166L244 165L241 166L244 161H242L241 165L239 164L240 162L238 163L237 161H232V162L238 163L237 165H239V166H234V168L235 167L236 168L232 171V173H230L227 170L223 171L225 169L222 170L221 168L219 169V167H216V169H214L215 166H213V165H215V164L211 163L212 164L210 166L211 172L209 171L211 174H209L207 172V170H210V169L206 170V168H205V171L209 174V178H211L209 180V181H211V184L209 183L210 184L209 186H211V188L207 186L210 189L209 190L210 192L206 190L207 189L206 186H205V189H204L205 191H207L206 194L203 193L204 190L201 191L200 189H198L197 187L199 186V184L201 182L198 181L199 183L197 182L198 184H196L195 183L197 181L196 180V181H194L192 183L191 190L189 191L188 195L186 196V198L187 199L189 198V199L187 200L185 197H183V198H185V200L182 199L184 202L186 200L189 202V200H190V203H188V202L187 203H183V207H181L179 209V213L181 212L182 213V217H184V218H182L180 216L182 219L177 220V218H174V217H176V211L169 210V211H172L171 215L173 216V218L172 217H170L169 219L167 218L168 226L165 227V229H164V234H163V239H162V242L164 244H166L168 246V248H169L168 254H167V259L169 260V264H253V261H255V264H259L260 253H261V251H264V247H262L264 245V204H261V200H264V194H262V192H264V189H262V187H261L262 185H264V165L260 164L261 161L259 163ZM260 156H262V155H260ZM129 158L130 159L131 158L132 159L133 158H139V160H137L138 161L137 165H136V163L134 164V162H133V165H132V162H131V160H129ZM166 158H167V156H166ZM166 158H165V160H166ZM175 158H176V156H175ZM260 158H262V157H260ZM263 158H264V156H263ZM38 159H39V157H38ZM25 160L29 161L28 156L25 158ZM183 160H185V159H183ZM209 160H211V159H209ZM209 160H208V162H209ZM226 160H227V158H226ZM236 160H239V159H236ZM246 160H245V162H246ZM26 161H24V163L29 165V162L27 163ZM167 161H168V158H167ZM178 161H179V159H178ZM212 161L214 162V160H212ZM247 161H249V160H247ZM263 161H264V159H263ZM184 162L186 163V161H184ZM204 162H201V163L205 167V165H204L205 163ZM185 163L182 162V164H184V165H185ZM220 163H222V162L220 161L218 163L221 166ZM100 164H99V166H100L101 170L104 169L105 167H103V165L105 163L102 164L103 168L101 167ZM120 164H122V165H120ZM207 164H209V163H207ZM223 164H224V162H223ZM226 164H228V162ZM81 165H82V163H81ZM112 165L113 164H111V166ZM134 165L136 166L135 168H134ZM231 165H232V163H231ZM109 166H110V164H109ZM131 166L133 167L134 170L137 168L138 171L135 170L136 171L135 172V171H132V169L130 170ZM196 166H197V164H196ZM212 166H213V168H211ZM112 167L114 169V166H112ZM193 167H194V165H193ZM198 167H199V165H198ZM198 167H196V168H198ZM206 167H208V166L206 165ZM229 167H230V165L228 164V168ZM202 168L203 167L201 166V168H200L201 170L198 171V173H200V174H198V173L197 174H198V176L200 175V177L204 178V177H206V176H204V174H206V173H205V171ZM106 169L107 168H105V170H102V171H106ZM191 169L193 170V168H191ZM191 169H190V171H191ZM175 170H177V171H175ZM187 170H189V168ZM185 172L183 174H185ZM228 172L231 175L232 174L235 175L236 179H233L234 182H231L228 179V182H226L228 184L225 185V181L223 180V178H224L225 175H229ZM192 173H191V175H194ZM131 174L132 173H130V176H132ZM144 174H145V176H144ZM197 174H195V176H192V177L196 178ZM171 175L169 176L168 180L173 179V177ZM233 175H232V177H234ZM170 177H171V179H170ZM185 179H186V177H185ZM191 179H193V178H191ZM197 179H199V178L197 177ZM225 179H226V177H225ZM203 180L205 181V179H203ZM235 180H237V181H235ZM96 181L97 182L100 181V183L102 182V184L104 183L105 186H108V185L116 186V184H114L113 182L111 183V179H106V178H100L99 177ZM213 182H214L215 186L212 185ZM85 184H87V183H85ZM170 184H171V182H170ZM181 184H183V182ZM168 185H169V183H168ZM200 185L203 186L202 184H200ZM212 186H214L213 187V192L211 190ZM164 187H166V186H164ZM83 188H85V185H84ZM88 188H90V187H88ZM196 188L200 191V192L197 191L199 194L196 192V190H197ZM200 188H202V187H200ZM118 189H119V187H118ZM132 189H133V187L131 186V189H130L131 191H127L129 194L126 191L125 192L129 196H131V195L133 196V194L130 195V193L133 192ZM123 190L120 189V191H121L120 193H122V194L119 193V194H117V196L119 195V197L124 199V202L128 201V203H129V200L125 199L126 196L123 194ZM135 190H136V188H135ZM135 190H134V196H133L134 197L133 198V201H134L133 204L134 205H130L129 207L127 205V207H125V208H129L128 210L127 209L126 210H127V213L130 214V216H131L130 218H132L133 213H134V217L136 216V218H134V217L132 218V220H133L132 222L133 223L136 224L138 222L137 224H139V222H140L142 224L141 225L142 227H144L145 225L149 226L148 227L149 232H150V233L148 232L150 234L149 235L150 236L149 242L147 241L148 240V236L145 234L147 236V239L146 240H143V239L141 240V236H140L137 239L138 240L137 244L140 243L142 245V243L145 244L146 242H148V246H150L149 243L151 241V244H152L153 238H154V242L155 243L157 241L161 240V236H160L159 230L156 228V226H155V224L153 222V218L156 215L155 208L157 207V205H154V204H151V203H144V202H143L144 204L142 205V201L141 200L139 201V198H138L137 193H136ZM166 190H168V189H166ZM170 190H171V188H170ZM86 193H89V192H86ZM200 193H202V195ZM229 193H231V195H229ZM80 194H82V193H80ZM182 194H184V192ZM83 195H84V193H83ZM81 197H83V196L81 195ZM87 197H83V198H85L87 200ZM113 197H115V196H113ZM171 197H174V195L172 194V196H170V198ZM68 198H71V199H69L68 203L72 207V204H70V202H71L70 200H75V199H72V198H75V197H74V195H71V193H70ZM170 198H169V200H170ZM112 199H114V198H112ZM158 199L161 200L162 198L158 195L157 196V200ZM88 200L92 201V197L88 198ZM101 203H103V202L101 201ZM135 203H136V205H135ZM137 203H139V204H137ZM93 204H95V203H93ZM162 205H163V203H161V207L163 208ZM134 206H135V208L138 206V208L135 209ZM133 208L135 210H133ZM126 210H124V211H126ZM98 211H100V210H98ZM132 211H133V213H131ZM112 213H114V211ZM135 213H136V215H135ZM195 213L199 214L198 216H196L198 218L197 219H195V218L191 219V217ZM98 214H99V218H100V222L101 223H100V227H98V228L96 227L97 230L104 229V231L105 230L107 231L108 230V226L103 222V221H105V219H103L104 218L103 213L102 212H98ZM189 214H193V215L189 216ZM146 215L150 218V221H149L150 224L149 225H148V223L145 220L147 218ZM185 217H187L186 221H185ZM85 218H87V217H85ZM245 218L247 219V221H245ZM136 219H138V220H136ZM142 220H144V222H146V223H143ZM186 222L188 223L187 225H189V227H190L189 228L190 229L189 232L183 231L184 229H182V226L185 225L184 223H186ZM104 224L106 226H104ZM235 224L236 225H240L243 228V231H242V229H240V233L243 232V234H241L240 236L236 235V234H240L238 231H236V234L232 233V232L235 231V230L232 231L234 229ZM150 225H151V227H150ZM172 225H178V226L177 227H172ZM27 226H29V224ZM27 226L23 227V228H25L24 230H26V229L30 230L31 226L26 228ZM18 228H19V230L22 229L21 226H18ZM96 228H94V229H96ZM110 229H111V227H110ZM151 229H152V231H151ZM23 231H21V233ZM106 231H105V233L107 235L108 233ZM26 232H27V230H26ZM180 232L181 233L184 232L183 236H184L185 239H184V242H183L184 244L183 245L178 243V242H175V239H178V237L181 235ZM25 233L22 234L23 235L22 237H24V239H26L25 238L26 236H24ZM77 235L79 237H81V235L79 233ZM235 237H236V240L233 239ZM228 238H229L230 242H228ZM178 240H180V239H178ZM140 241H142V242H140ZM233 241H235V242L237 241L238 243L236 242V244H235V243H233ZM155 243H154V245H155ZM77 246H79V245H77ZM138 246H140V245H138ZM152 246H153V244H152ZM137 248L140 251H142V248H139V247H137ZM27 249L29 250V248H27ZM56 249H59V248H57V246H56ZM207 249L209 250V252L207 251ZM96 250L98 251V249H96ZM147 250H148V252H147ZM151 250H152V252H151V256L149 257V259H148V257H147V259H144L142 256L140 257V255H139V256H136L137 258L135 260H131L132 261L131 264H137V263H139V264H151V261L153 259V253H154V246L151 247ZM82 251L83 250H81V252ZM94 251H95V249H94ZM106 251L107 252H109V251L113 252L111 250V248H106ZM140 251H137V252H140ZM29 252H30V255L34 257L33 252H31L30 250H29ZM146 252L148 254H146ZM146 252H145L146 256L150 255L149 247H147ZM56 253H58V252H56ZM59 253H60V251H59ZM85 253L83 251V255L81 256V258L84 257V258L87 259V257H85L87 253L86 254ZM88 253H90V255H92L91 252H88ZM99 253L95 252V254H99ZM128 254L132 258L131 254L130 253H128ZM111 255L112 254H110L108 256L111 257ZM87 256H88V254H87ZM105 256H107L106 253H105ZM96 257H99V255L95 256V257L89 256V258H91V260H93V262L95 264L98 263V260H97ZM117 257H116V254H115V256H114L115 260L114 261H116V258H117V261L119 262L118 263L116 261V264H121L122 261L125 262L124 258H123L124 260H122V258H121L120 260H122V261L120 262L119 256H117ZM60 258H61V256H60ZM84 258H82V259H84ZM79 260H80V258H79ZM93 262L91 264H94ZM80 263L83 264V261L82 262L80 261ZM126 263H127V261H126Z\"/></svg>",
	"mask_w": 264,
	"mask_h": 264
},
{
	"label": "snow or ice",
	"instance_id": "obj_3",
	"mask_svg": "<svg viewBox=\"0 0 264 264\" xmlns=\"http://www.w3.org/2000/svg\"><path fill=\"white\" fill-rule=\"evenodd\" d=\"M253 2H257V0H253ZM67 3L70 8L77 7V0H67ZM259 7L262 13V39H264V0H258ZM67 20V17H65ZM56 21H54L55 23ZM61 25V29L63 28V21L59 22ZM71 23V21H69ZM0 31H3L0 29ZM73 35L75 32L72 33ZM63 35L62 31L53 30L51 33L54 46L56 48L57 53L60 51V46L63 45L65 40L71 39L70 36H66L64 40H57L56 37H60ZM114 37H117L113 42H120V38L118 33H113ZM218 36L215 32L209 31L207 36L202 35L201 33L193 30L190 34L184 36L181 39V43L184 46V52L186 54H191L199 59L201 55L208 56H216L218 55L217 49L219 48L218 44ZM123 48L120 50L110 49L114 53L112 60L113 63H119L120 65H126L131 68L135 63V51H126L129 48H132V42L128 37L122 38ZM227 51V50H224ZM228 59L225 60L221 58L220 62L217 63L216 69L214 72L216 73L217 82L223 79L226 83H235L236 81L231 80V76L234 75V67L239 63L238 53L236 52H227ZM61 60H63L64 67L62 68L63 79L60 81L61 84L71 85V92L75 94L76 101L69 99L67 104L64 105V111L70 114L66 119L69 120L68 127L71 129L69 132V137L75 136L77 133L81 132L83 129L87 128L89 133L91 132L92 125L89 121V110L91 111V115L94 117L96 115L97 109L94 107L96 100L95 97L97 95V89L99 88V83L93 80V76L90 74L89 61L85 58L82 52H73V58L69 59L67 56H61ZM91 67H95L93 63ZM57 75H60V72H57ZM195 79V77H193ZM239 77H237V81ZM234 91V89H233ZM67 94V93H66ZM232 100H239L238 96L233 95ZM102 119V118H101ZM0 127H3L0 124ZM261 131L259 132L260 138L264 141V125L261 126ZM228 145L225 144V147ZM242 147V145H239ZM151 155L150 152L144 153L145 160L143 164H147V157ZM134 163H138L137 158H133ZM143 164L140 165L139 173H143ZM165 167V172L162 175H166L170 172V170ZM8 167H4V171L7 172ZM81 170L83 167L81 166ZM137 174L136 184L137 189L136 193L138 198L144 203H151L157 205L155 208L156 215L153 218V222L156 228L159 230L161 240L157 241L154 245V253L151 264H169V260L167 259L168 254V246L162 242L164 229L168 226L167 217L172 214V211H176L177 220L180 218L179 209L183 207L182 197L181 198H173L169 200V198L165 195V187L164 182L162 180H156L152 177L142 178L140 174ZM85 178L87 179V174H85ZM4 180L10 179V177H3ZM171 179V177H170ZM90 184H96L97 181L92 180L89 181ZM177 187L176 191L180 192L181 188L183 189L184 195L187 196L189 191L191 190L192 180L191 178H186L184 180L183 185H180V180L177 179L175 181ZM264 189V185L261 186ZM115 189L110 186V188L105 191L101 187H97L96 192L99 195L96 198V205L100 208H103L104 204L108 203L112 197L108 194L109 192H114ZM264 194V192H262ZM160 196L162 199L157 200V196ZM231 195V193H229ZM103 199L104 204L101 203ZM116 199H121V197L116 196ZM89 204L92 202L89 201ZM163 203V208L159 205ZM261 204H264V200H261ZM79 207H83L80 205ZM69 211H73L71 206L69 205ZM166 213V214H165ZM69 220L73 223L74 227H77L78 230H86L92 227L91 224L83 223L85 217L83 215H74L69 217ZM187 217H185V221ZM178 225H172V227H177ZM185 223V227H186ZM43 264V262H41ZM69 264H72V261H69ZM255 264V261H253ZM259 264H264V251H261L259 257Z\"/></svg>",
	"mask_w": 264,
	"mask_h": 264
}]
</instances>
